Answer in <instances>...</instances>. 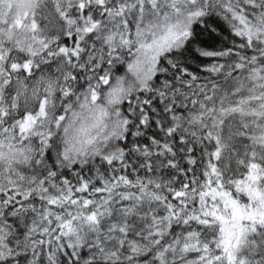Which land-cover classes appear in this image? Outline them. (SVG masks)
I'll return each mask as SVG.
<instances>
[{
    "label": "snow or ice",
    "instance_id": "snow-or-ice-1",
    "mask_svg": "<svg viewBox=\"0 0 264 264\" xmlns=\"http://www.w3.org/2000/svg\"><path fill=\"white\" fill-rule=\"evenodd\" d=\"M0 264H264V0H0Z\"/></svg>",
    "mask_w": 264,
    "mask_h": 264
}]
</instances>
